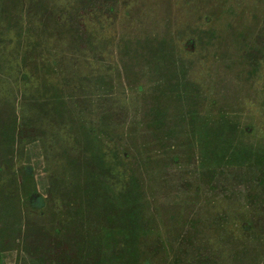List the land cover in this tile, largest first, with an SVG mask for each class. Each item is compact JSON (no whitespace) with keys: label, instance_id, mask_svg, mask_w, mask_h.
I'll return each mask as SVG.
<instances>
[{"label":"rangeland","instance_id":"obj_1","mask_svg":"<svg viewBox=\"0 0 264 264\" xmlns=\"http://www.w3.org/2000/svg\"><path fill=\"white\" fill-rule=\"evenodd\" d=\"M115 1L107 11L0 0V129L15 119L19 131L9 151L0 145V165L16 173L23 200L45 199L22 224L63 219L80 197L73 185L97 186L84 175L98 171L90 149L107 162L118 148L128 152L119 175L97 178L111 201L121 177H136L152 227L141 248L158 264L177 248L190 264H264V194H245L264 150V0ZM85 127L97 131L90 149ZM8 175L0 198L14 188ZM158 237L167 247L150 249ZM18 251L1 250L0 264H35Z\"/></svg>","mask_w":264,"mask_h":264},{"label":"trees","instance_id":"obj_2","mask_svg":"<svg viewBox=\"0 0 264 264\" xmlns=\"http://www.w3.org/2000/svg\"><path fill=\"white\" fill-rule=\"evenodd\" d=\"M78 2L82 9L101 7L107 11L112 10L116 3L115 0H78ZM41 3L40 5L38 2L43 9L48 7L43 4L44 2ZM162 123L164 124V122ZM157 126L158 128L162 127L159 122L156 128ZM166 128L167 126L162 127L164 131L167 130ZM82 131L83 142L90 149V140L97 136V131L92 127H85ZM18 132L15 119L3 123L0 129V145L4 152L11 149L12 141L14 142ZM93 149L94 146L90 149L91 155L87 159L98 171L94 172L93 169H88L84 175L86 182L93 181L97 186L92 188L90 183L83 182L73 185V189L80 195L78 201L76 203L68 202L64 218L56 221L54 225L43 224L39 228H35L37 229L35 236H31L35 229L28 222L30 218L26 219V223L28 222L26 225H23L21 220L24 215L26 217L30 215L31 211L40 214L44 212L45 199L37 192L30 191L26 199L23 200L19 194V183L14 175L16 173L13 170L6 169L4 171L5 168L0 165V174L2 176L5 174L6 177L10 173L12 176L7 184L14 185L13 189L7 187L0 198V251L10 247L17 248L18 252L24 250V252L32 254L35 264H158L155 253L144 251L141 248L145 247L142 240L148 231H152V227L150 219L143 213L144 205L139 200L140 191L136 177H131L129 174L121 177L120 180L124 186L118 189L117 193L111 195L113 199L111 201L105 180L100 181L97 178L101 173L103 178L107 172L113 173V171L119 175L128 152L126 150L120 152L116 148L112 159L106 162L105 153L95 154ZM173 157L177 162L178 158ZM3 159L5 165L10 166L8 163L10 158L3 157ZM263 167L264 150L257 149L253 154L252 165L247 167L248 174L254 177L251 181L255 182L251 183L256 186H251V190L245 192L251 198L255 196L256 190L264 194ZM19 169L22 176L31 175L30 165L22 164ZM256 171L261 176L256 175ZM262 198L263 196L257 197L259 200ZM93 200L96 202L93 205L94 210H90L87 204L89 205ZM93 206L91 207L93 208ZM93 211H98L99 216L95 218ZM242 224L243 228L251 230L250 222L242 221ZM45 242L48 243V246L51 245V252L44 250V248L47 249ZM164 246L167 247V243L163 238L158 237L156 241L153 240L149 248L157 251ZM179 251H181L180 248H177L176 251L172 249V257L167 261L168 264H190L188 260L180 256L181 252Z\"/></svg>","mask_w":264,"mask_h":264}]
</instances>
